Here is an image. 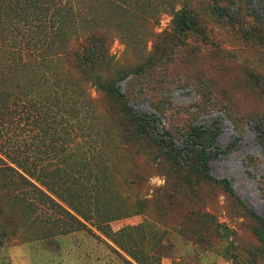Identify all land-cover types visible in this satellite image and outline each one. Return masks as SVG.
I'll return each instance as SVG.
<instances>
[{"label":"rangeland","instance_id":"1","mask_svg":"<svg viewBox=\"0 0 264 264\" xmlns=\"http://www.w3.org/2000/svg\"><path fill=\"white\" fill-rule=\"evenodd\" d=\"M82 1L0 0V166H19L86 226L75 228L33 187L1 171L0 264H264L256 223L237 200L127 141L107 98L89 102L87 94L98 97L94 87L61 58L78 32L101 29L134 111L155 115L156 129L165 127L184 155L189 129L213 131L209 174L264 218V5L240 6V24L201 10L203 39L171 22L170 10L188 0ZM166 45L168 63L133 76ZM85 137L100 145L86 147ZM105 208L114 213L106 233L95 218Z\"/></svg>","mask_w":264,"mask_h":264},{"label":"trees","instance_id":"2","mask_svg":"<svg viewBox=\"0 0 264 264\" xmlns=\"http://www.w3.org/2000/svg\"><path fill=\"white\" fill-rule=\"evenodd\" d=\"M63 1H65L66 4L83 7L82 0H60V2ZM247 1L248 0L184 1L181 3L178 10H170V15L172 17L171 22L177 32L186 34L189 32H196L204 39V27L200 24L201 10H209L210 13L216 15L218 20H222L226 23L240 24L241 17L239 13L242 9L241 7H248ZM256 1L264 5V0ZM236 3H238V5ZM248 16L254 19V21H260L259 17L251 15L249 12ZM106 40V36L101 29L78 32L71 47L64 49L61 53L62 62L67 64L69 69L77 75L76 80H79L84 85L89 84L91 87H94L98 97L91 98L90 95L87 94L89 102H94L95 104L100 103L99 96H105L109 102L107 112L118 122L120 132L123 136H126L127 141L130 143L141 142L148 148L155 150L163 157V160L169 162L180 175L212 181L215 184L221 185L255 221V236L261 245V254L262 257H264V218H261L256 213L249 210L243 202L234 195L228 181L225 179H214L209 174L208 164L210 157L209 154L206 153V150L214 144L216 138L215 133L210 130L199 133L195 128L189 129L185 134L191 145V148L187 152L188 154L184 155L176 150L172 142V137L174 136L167 131L165 127H163L161 131L156 129L155 125L158 118L155 117V115L135 112L129 104L128 96L117 86V82L121 80L122 77L120 76L121 73L114 72L118 63L114 59V56L110 54ZM170 52V45H166L163 52L160 53V56L156 58V61L154 57H148L145 65L137 66V69L133 71V76L144 74L151 70L153 66H156L157 63H168ZM18 87L19 86L16 85L14 88ZM142 89L144 90V88ZM78 90L81 91V88H78ZM78 107L76 104L75 107H71V114L77 115L79 112ZM84 143H87L86 147L94 149L96 146L100 145L96 137L86 138ZM17 168L22 173L9 166H0V172L5 171L14 173L16 177L23 180L22 185L33 187V191L37 193L38 196L43 198L48 204L57 207L58 211L69 217L75 228L86 227L69 210L56 203L45 191L32 185L24 175L27 174L26 171L19 169V166ZM6 197L12 201H17V196L14 192L7 191ZM69 209L75 215L83 218L85 221L87 220L88 216H86V213L77 205L70 204ZM112 214L114 213L111 209L108 211L107 208L103 210L98 209V214L95 217L96 220L100 222L98 230L104 233L107 232L105 221L110 220L108 218H110ZM1 229H3L2 225H0V230Z\"/></svg>","mask_w":264,"mask_h":264}]
</instances>
